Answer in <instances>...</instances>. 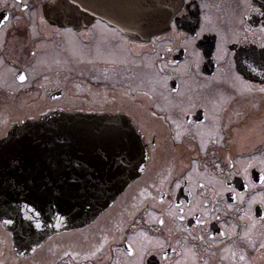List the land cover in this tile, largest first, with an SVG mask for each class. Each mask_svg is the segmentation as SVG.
<instances>
[{"label": "flooded vegetation", "instance_id": "obj_1", "mask_svg": "<svg viewBox=\"0 0 264 264\" xmlns=\"http://www.w3.org/2000/svg\"><path fill=\"white\" fill-rule=\"evenodd\" d=\"M48 1L0 0V136L45 111H93L129 118L149 155L93 221L31 252L0 225V264H264V0H182L145 41L101 18L53 23ZM116 41L154 56L164 92L96 57Z\"/></svg>", "mask_w": 264, "mask_h": 264}, {"label": "water", "instance_id": "obj_2", "mask_svg": "<svg viewBox=\"0 0 264 264\" xmlns=\"http://www.w3.org/2000/svg\"><path fill=\"white\" fill-rule=\"evenodd\" d=\"M182 0H49L47 18L82 26L101 18L147 40L169 28ZM49 110L0 136V225L18 254L82 228L144 172L142 132L124 115Z\"/></svg>", "mask_w": 264, "mask_h": 264}, {"label": "rangeland", "instance_id": "obj_3", "mask_svg": "<svg viewBox=\"0 0 264 264\" xmlns=\"http://www.w3.org/2000/svg\"><path fill=\"white\" fill-rule=\"evenodd\" d=\"M113 39H116L114 32ZM69 48L73 51L78 49H74L73 46L69 45ZM52 49H43L41 53H47ZM101 51H105V54ZM79 53H83L82 51ZM52 54V52H51ZM44 57L41 58L40 63L46 64L47 62V55H43ZM98 58H111L115 61L124 62L126 64V69L129 71L130 76L126 75L119 80L123 81L124 83H130L134 88H143L146 91L154 92L156 94H160L164 92V84L166 82V77L164 73H160L155 69V60L154 56L145 54L144 57L136 58L131 56L129 53L126 52L125 46L121 43L118 45L117 41L113 43V49L110 50V54L106 53V50H98ZM64 62L66 64V60L69 59L67 53L64 56ZM44 69L41 65H38L34 68V71L37 72V75ZM4 77L0 78L2 82ZM218 108V106H216ZM213 108V109H216ZM212 117H215L214 115ZM213 180V179H210Z\"/></svg>", "mask_w": 264, "mask_h": 264}, {"label": "snow or ice", "instance_id": "obj_4", "mask_svg": "<svg viewBox=\"0 0 264 264\" xmlns=\"http://www.w3.org/2000/svg\"><path fill=\"white\" fill-rule=\"evenodd\" d=\"M25 7H27V6H25ZM19 79H20V80H24L25 77H24L23 75H20V76H19ZM261 91H264V89H261ZM161 223H163V222H161ZM261 247H264V244H262ZM241 259H243V257H241Z\"/></svg>", "mask_w": 264, "mask_h": 264}]
</instances>
